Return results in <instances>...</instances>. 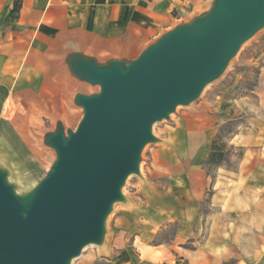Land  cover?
<instances>
[{"label":"crops","instance_id":"obj_1","mask_svg":"<svg viewBox=\"0 0 264 264\" xmlns=\"http://www.w3.org/2000/svg\"><path fill=\"white\" fill-rule=\"evenodd\" d=\"M213 2L0 0V96L56 90L62 95L74 82L66 63L70 55L100 63L134 60L179 21H192ZM250 95L254 99L243 96L231 107L246 114L228 140L243 149L236 169L220 165L214 174L207 171L218 129L237 120L231 112L179 126L183 135L175 150L185 157L177 167L167 164L166 187L149 185L139 205L144 216L118 240V264H264V68ZM172 225L179 233L170 244L152 242Z\"/></svg>","mask_w":264,"mask_h":264},{"label":"water","instance_id":"obj_2","mask_svg":"<svg viewBox=\"0 0 264 264\" xmlns=\"http://www.w3.org/2000/svg\"><path fill=\"white\" fill-rule=\"evenodd\" d=\"M263 28L264 0H214L134 60L70 55L71 74L100 92L76 95V130L58 123L45 137L56 160L30 193L19 195L0 168V264H72L101 246L126 181L157 141L154 125L195 102Z\"/></svg>","mask_w":264,"mask_h":264},{"label":"rangeland","instance_id":"obj_3","mask_svg":"<svg viewBox=\"0 0 264 264\" xmlns=\"http://www.w3.org/2000/svg\"><path fill=\"white\" fill-rule=\"evenodd\" d=\"M187 21L191 19L181 20L178 25ZM262 68L264 28L243 44L222 76L208 85L195 102L178 107L169 119L154 125L153 135L157 141L144 148L140 175H132L126 181L123 189L125 201L117 203L108 217L104 243L86 247L72 264H118V240L136 219L144 216L145 212L139 205L147 199L149 185L166 187L169 179L162 175L167 164L177 167L185 157L182 151L179 153L180 150H175L183 135L179 129L183 122H195L213 113L221 115L223 111V118H227L231 112V117L237 120L220 126L213 141L227 156L221 166L237 168L243 149L230 145L228 140L245 122L246 114L242 109L233 110L231 107L236 100L240 102L243 96L253 98L250 94ZM71 76L74 82L66 87L62 95L56 94L59 91L56 90L51 95L0 96V168L6 172L9 183L19 195L30 193L47 176L56 160V153L45 144V137L56 130L58 123H62L68 132L76 130L81 122L83 109L75 104L76 95L100 92L99 86ZM216 167L208 166V173L214 174ZM210 194L202 207L205 212L209 209L207 203ZM178 233V226H169L152 242L156 245L170 244ZM137 252L141 253L140 250Z\"/></svg>","mask_w":264,"mask_h":264},{"label":"trees","instance_id":"obj_4","mask_svg":"<svg viewBox=\"0 0 264 264\" xmlns=\"http://www.w3.org/2000/svg\"><path fill=\"white\" fill-rule=\"evenodd\" d=\"M216 144L217 143L213 141L211 153L207 161L208 166H220L227 158L226 154L220 148H218Z\"/></svg>","mask_w":264,"mask_h":264}]
</instances>
